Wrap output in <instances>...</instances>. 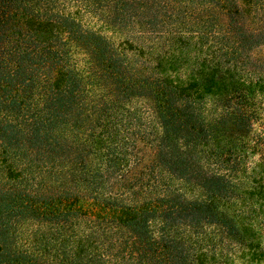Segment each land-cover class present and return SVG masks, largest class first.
Here are the masks:
<instances>
[{
	"label": "trees",
	"instance_id": "trees-1",
	"mask_svg": "<svg viewBox=\"0 0 264 264\" xmlns=\"http://www.w3.org/2000/svg\"><path fill=\"white\" fill-rule=\"evenodd\" d=\"M263 50L264 0H0V264H258Z\"/></svg>",
	"mask_w": 264,
	"mask_h": 264
},
{
	"label": "rangeland",
	"instance_id": "rangeland-1",
	"mask_svg": "<svg viewBox=\"0 0 264 264\" xmlns=\"http://www.w3.org/2000/svg\"><path fill=\"white\" fill-rule=\"evenodd\" d=\"M263 52H264V50H263ZM263 183H264V181H263ZM261 220H263L262 223L260 222ZM253 223L256 224L257 228H259L260 231H261L259 236L256 237V238H258L260 240V245L259 246L262 249V256L258 260L257 263L258 264H264V207H263V209L260 212L256 213V220H254ZM257 223H259V224H257ZM259 229H258V231H259ZM233 264H243V263H241L240 258H236V259H234Z\"/></svg>",
	"mask_w": 264,
	"mask_h": 264
}]
</instances>
